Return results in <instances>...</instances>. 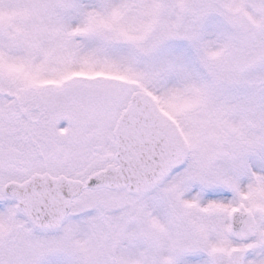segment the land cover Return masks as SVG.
Segmentation results:
<instances>
[{
	"label": "snow or ice",
	"instance_id": "obj_1",
	"mask_svg": "<svg viewBox=\"0 0 264 264\" xmlns=\"http://www.w3.org/2000/svg\"><path fill=\"white\" fill-rule=\"evenodd\" d=\"M0 264H264V0H0Z\"/></svg>",
	"mask_w": 264,
	"mask_h": 264
}]
</instances>
